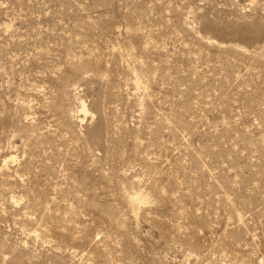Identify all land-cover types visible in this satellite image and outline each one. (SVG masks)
<instances>
[{"label":"rangeland","instance_id":"rangeland-1","mask_svg":"<svg viewBox=\"0 0 264 264\" xmlns=\"http://www.w3.org/2000/svg\"><path fill=\"white\" fill-rule=\"evenodd\" d=\"M0 264H264V0H0Z\"/></svg>","mask_w":264,"mask_h":264}]
</instances>
